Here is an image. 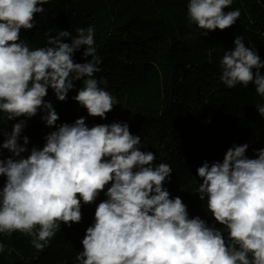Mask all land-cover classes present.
<instances>
[{
    "label": "clouds",
    "instance_id": "obj_1",
    "mask_svg": "<svg viewBox=\"0 0 264 264\" xmlns=\"http://www.w3.org/2000/svg\"><path fill=\"white\" fill-rule=\"evenodd\" d=\"M48 3L0 0V235H28L42 251L61 225L81 223L82 207L95 205L75 257L78 264H264V148L249 158L248 143L234 144L222 162L204 161L196 170L200 183L194 194L213 223L190 217L182 198L172 197L165 187L171 165L156 163L154 152L142 151L141 136L132 134L128 123L89 127L86 117H79L57 124L60 117L45 99L49 89L63 102L74 82L82 81L73 100L101 120L117 99L101 87L107 80L95 77L102 61L94 26L77 28L75 36L67 30H55L53 36L50 30L47 45L34 49L21 39L22 30L35 27L36 15ZM232 4L188 0V23L204 36L226 30L241 15L239 9L225 11ZM243 41L235 36L234 48L224 52L220 80L230 89L252 83L264 97V61ZM82 47L86 62H75ZM255 107L264 117V105ZM38 114L54 130L44 136L42 148L29 150V137L22 133ZM4 119L16 121L11 131ZM101 193L105 198L97 203ZM5 247L0 242V253Z\"/></svg>",
    "mask_w": 264,
    "mask_h": 264
},
{
    "label": "trees",
    "instance_id": "obj_2",
    "mask_svg": "<svg viewBox=\"0 0 264 264\" xmlns=\"http://www.w3.org/2000/svg\"><path fill=\"white\" fill-rule=\"evenodd\" d=\"M188 0H50L45 12L35 17V27L21 32V39L33 49L47 45L46 32L94 26L96 54L102 61L95 74L101 84L117 99L107 119L89 117L73 97L58 101L51 89L45 97L60 119L57 124L73 123L86 117L89 127L95 124L126 122L134 135H140L142 151L156 154V163L170 164V182L165 183L172 197L179 196L187 205L190 217L197 215L209 224L213 219L202 208L194 190L200 181L196 170L204 161H221L235 145L249 144L246 155L255 158V149L264 148V133L252 141L256 120L264 118L255 105H264V97L247 88H227L220 80L219 61L225 51L234 48V38L242 35L246 47L256 49L264 61V0H233L225 11L239 9L240 17L226 30L210 31L207 36L187 19ZM65 42L70 43V38ZM84 48L74 60L84 63ZM88 59H91L89 57ZM264 75V68L260 69ZM16 121H2L11 131ZM54 129L42 122L40 114L27 121L22 136L33 146L43 147L44 136ZM3 137H0L2 142ZM23 143L22 139L20 141ZM8 150L3 156L8 157ZM27 155V153H25ZM3 178H0V183ZM101 193L97 201L103 200ZM95 208L82 207L83 220L61 230L42 251L31 245V237L15 232L0 235L5 250L0 264H78L81 240L93 222ZM217 227H220L218 224Z\"/></svg>",
    "mask_w": 264,
    "mask_h": 264
},
{
    "label": "rangeland",
    "instance_id": "obj_3",
    "mask_svg": "<svg viewBox=\"0 0 264 264\" xmlns=\"http://www.w3.org/2000/svg\"><path fill=\"white\" fill-rule=\"evenodd\" d=\"M264 133V118L256 120L254 123V129L252 132V141H255L263 136ZM99 203V201H97ZM95 208V205H91Z\"/></svg>",
    "mask_w": 264,
    "mask_h": 264
}]
</instances>
